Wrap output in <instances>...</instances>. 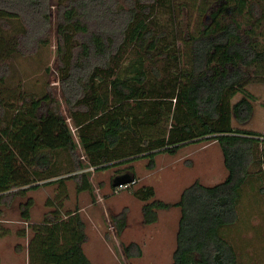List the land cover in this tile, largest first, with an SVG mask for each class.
Here are the masks:
<instances>
[{"label": "trees", "instance_id": "16d2710c", "mask_svg": "<svg viewBox=\"0 0 264 264\" xmlns=\"http://www.w3.org/2000/svg\"><path fill=\"white\" fill-rule=\"evenodd\" d=\"M53 5L0 0V205L27 197L20 220L28 227L15 233L28 236V263L93 264L83 248L85 222L65 207L67 180L93 192L91 167H119L133 185L135 160L152 169L159 153L214 141L227 170L222 182L197 179L174 202L156 198L153 185L127 188L144 201L146 224L159 210L180 208L171 264H245L234 238L242 193L257 184L264 194V134L247 127L255 107L248 86L264 84V0H58L67 115L43 87L28 91L23 80H7L8 62L53 23ZM51 184L58 187L50 210L32 222L28 192ZM12 233L0 213V238ZM133 249L142 253L136 242L123 245L129 258Z\"/></svg>", "mask_w": 264, "mask_h": 264}, {"label": "rangeland", "instance_id": "374dc122", "mask_svg": "<svg viewBox=\"0 0 264 264\" xmlns=\"http://www.w3.org/2000/svg\"><path fill=\"white\" fill-rule=\"evenodd\" d=\"M52 1L53 23L47 25L44 32L43 39L46 41L38 39L31 47H25L24 55H15L14 59L8 62L7 80L11 84H19L20 80H23L28 91L43 87L42 91L50 92L54 99L52 105L59 104L67 115L63 96L65 87L59 81L61 58L55 20L58 0ZM193 21V26L196 27L198 20ZM2 25L0 20V26ZM248 90L254 96L255 107L247 127L264 134V84H249ZM240 97L241 94H238L233 100ZM68 121L71 123L69 118ZM79 155L82 158L80 151ZM146 163V159L133 162L138 180L132 188L153 185L156 198L166 202L179 200L185 188L197 179L205 185L213 186L222 182L227 175L223 152L220 145L214 141L186 144L175 155L159 153L156 166L152 169L147 168ZM118 169L119 167H111L94 172L93 192H78L76 180H67L69 198L65 207L81 210L87 234L84 251L93 264H171L177 246L180 208L159 210L157 222L144 223V201L133 194V189L112 188V181L118 176ZM57 187L56 184L45 185L28 192V196L34 198L31 209L32 222L41 221L50 210L46 201L54 195ZM242 195L241 219L234 235L235 244L243 249L242 261L245 264H264V194L260 192L257 184H249L245 186ZM26 198H15L8 207L0 205L4 223L13 229L12 234L0 238V264H29L28 236H18L15 233L22 227H28L20 220L21 204ZM123 213L126 214L125 226L120 235H117L119 221H124L121 219ZM27 229L31 234V229ZM130 242L138 243L142 253L139 254L133 249L134 255L129 258L123 251V245ZM17 247H21L22 251Z\"/></svg>", "mask_w": 264, "mask_h": 264}, {"label": "water", "instance_id": "95a60500", "mask_svg": "<svg viewBox=\"0 0 264 264\" xmlns=\"http://www.w3.org/2000/svg\"><path fill=\"white\" fill-rule=\"evenodd\" d=\"M132 180L126 175V174H122V175H118L113 179V185L115 187H118L122 184H126L131 182Z\"/></svg>", "mask_w": 264, "mask_h": 264}, {"label": "built area", "instance_id": "2783aa9c", "mask_svg": "<svg viewBox=\"0 0 264 264\" xmlns=\"http://www.w3.org/2000/svg\"><path fill=\"white\" fill-rule=\"evenodd\" d=\"M82 157H83V156H82ZM83 158H84V157H83ZM262 168H263V173H264V162H263V164H262ZM90 169H91V171H93V173H94L95 168H94V167H91ZM132 183H134V181H131V182L126 183V184H122V185L116 187V190L123 189V188H127V187H129L130 185H132ZM125 263H126V261H125ZM126 264H128V263H126Z\"/></svg>", "mask_w": 264, "mask_h": 264}, {"label": "crops", "instance_id": "0c3cea01", "mask_svg": "<svg viewBox=\"0 0 264 264\" xmlns=\"http://www.w3.org/2000/svg\"><path fill=\"white\" fill-rule=\"evenodd\" d=\"M137 180H138V178H137ZM51 185H54V184H51ZM84 192V191H83ZM78 212L79 213H81V210L80 209H78ZM181 212V211H180ZM84 221V220H83ZM85 222V221H84ZM86 232V231H85ZM87 235V234H86ZM85 243V242H84ZM83 248H84V244H83ZM17 249L18 250H21L22 248L21 247H17ZM84 250H85V248H84ZM22 251V250H21ZM86 252V251H85ZM88 255V254H87ZM88 257H89V255H88ZM90 258V257H89Z\"/></svg>", "mask_w": 264, "mask_h": 264}]
</instances>
